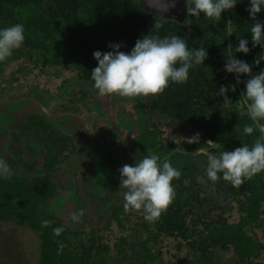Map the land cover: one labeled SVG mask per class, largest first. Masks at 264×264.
Listing matches in <instances>:
<instances>
[{
    "label": "trees",
    "instance_id": "trees-1",
    "mask_svg": "<svg viewBox=\"0 0 264 264\" xmlns=\"http://www.w3.org/2000/svg\"><path fill=\"white\" fill-rule=\"evenodd\" d=\"M249 6V0H241L232 10H225L221 20L188 14L179 23L150 14L139 0H0V27L25 25L24 45L0 62V104L8 103L1 93L13 95L22 89L20 94L33 97L37 107L24 117L23 130L40 146L37 163L41 166L31 176L14 172L10 179H0V220L31 229L40 241L39 264H118L120 260L127 264H216V248L234 264H264V172L233 187L223 179L209 180L203 171L207 162L200 165L192 157L184 164L173 158L194 155L201 145L208 155H219L241 144L251 146L258 138V130L251 135L243 132L244 126L252 124L242 97L243 81L248 77L242 75L237 83L235 74L224 70L225 49L238 46L240 38L249 40L251 51L237 54V58L253 65L252 75L264 69V61L253 64L264 49L251 43ZM156 18L162 24L161 37H184L190 48H208L209 58L190 70L185 84H170L155 96L114 95L111 100L116 121L110 117L102 137L111 130L106 141H127L136 160L149 153L172 157L169 162L182 172L173 181L175 200L156 222H146L139 210L138 220L129 226L124 217L131 212L122 205L112 207V222L125 233L111 246L105 235L110 224L96 229L91 221L89 229L80 231L45 211L57 192L52 174L76 150L74 137L81 139V130L89 139L93 136L76 117L60 118L68 132H57L55 119L46 116L41 107H47L45 100L67 97L69 106L62 111L78 112L93 126L81 108L74 109L79 103L93 114L98 110L108 113L102 103L104 96L97 93L91 79L90 72L97 66L93 53L110 51V43H120L121 51H130ZM229 20L233 22L231 35L225 26ZM257 20L264 21V12L257 14ZM153 34H157L155 30ZM221 85H235L236 91L227 93L231 103L219 96ZM163 120L185 124L200 134L199 142H166ZM98 134L93 138L99 141ZM86 148L92 149V145ZM96 220L100 225L101 218ZM136 225L146 235L132 240L126 231ZM58 228L63 229L59 234Z\"/></svg>",
    "mask_w": 264,
    "mask_h": 264
},
{
    "label": "clouds",
    "instance_id": "clouds-1",
    "mask_svg": "<svg viewBox=\"0 0 264 264\" xmlns=\"http://www.w3.org/2000/svg\"><path fill=\"white\" fill-rule=\"evenodd\" d=\"M187 14L199 18L221 20L225 10H232L241 0H185ZM178 0H157L153 5L159 16L166 17L177 7ZM246 9L253 21L250 29V39L253 47L264 49V21L257 20V14L264 12V0H249ZM233 22L227 21L229 35L233 34ZM162 24L158 18L147 34L137 39L130 51H121L122 44L110 43L107 52L97 50L93 53L97 66L91 70L93 86L99 95H118L120 97H147L163 93L170 84H185L188 82L190 70L204 65L209 58L208 48L192 47L187 39L179 35L158 33ZM153 30L157 34H153ZM238 46L229 45L224 52V70L235 74L237 83L240 77L246 75L243 81L245 87L242 93L247 115L252 121L246 125L243 132L247 135L258 130L259 136L252 144H241L231 151H222L219 155L207 157V167L203 170L211 181L223 179L231 186L238 187L246 180L264 172V69L252 75L253 65L237 58V54H249V40L240 38ZM25 42V25L16 23L0 27V62L13 55ZM264 53V52H262ZM264 61V54L258 55L253 64L259 66ZM235 92V85H221L219 96L225 103H231L227 93ZM200 134L196 133L187 140L188 143H198ZM120 185L127 189L123 193L126 210H143L144 220L156 222L168 210L176 198L173 185L182 175L179 168L169 160L161 159L158 154L149 153L134 165L125 164L119 169ZM14 175L11 165L0 156V179H10ZM82 215V213H81ZM77 219V216H73ZM59 234L63 229H56Z\"/></svg>",
    "mask_w": 264,
    "mask_h": 264
},
{
    "label": "rangeland",
    "instance_id": "rangeland-1",
    "mask_svg": "<svg viewBox=\"0 0 264 264\" xmlns=\"http://www.w3.org/2000/svg\"><path fill=\"white\" fill-rule=\"evenodd\" d=\"M22 92L21 89L17 93L14 92L13 95L11 93L6 95L1 93V96L4 97L2 99H7L3 101H17L0 104V156L8 161L15 173H26L31 176L32 172L41 171L40 163H37L38 148L40 146L37 145L38 148L36 147L32 135H26L23 130V121L26 114L31 113L37 106L33 97L20 94ZM103 96L102 103L108 109V113L98 110L96 114H93L88 112L85 107H81L79 103L74 105L75 110H78L77 107L81 108L79 111L89 116V120L93 124L91 127L99 133V141L97 138H93L94 136L90 137L91 141L83 130H81V139L74 137L76 150L69 153L53 172L52 179L56 184L57 192L44 206V209L47 212L57 214L73 229L80 231L89 229L91 221L94 224L96 219L101 218L100 225L98 224L97 228L99 226L104 227L106 223L110 224L109 227L105 228V235L109 244L113 246L118 236L125 233L124 231L121 232L112 222L110 215L113 206L125 205L123 193L127 189L120 185L119 169L125 164L134 165L136 159L130 147H128L130 145L127 141H106L105 138L113 134L111 130L108 129L110 132L102 137L104 129L108 128L111 118L116 121L115 117L117 116L115 106L111 104L114 96ZM19 98L21 100L18 101ZM67 99L63 96L59 99L43 100V103L47 105L51 112L63 113V107L69 106V100ZM79 115L84 117L82 114ZM161 125L165 131L166 142L186 145L190 144L187 140L195 135L185 124L166 123L163 120ZM54 128L57 132H68L67 124L60 121V119L55 120ZM89 145H92V149H88V151L86 147ZM124 146H126V149H123ZM208 156L207 149L201 145L194 155L178 154L173 155V158L188 164V159L194 157L200 165H203L205 162L208 163ZM171 158L161 157L162 160H170ZM80 173H83L84 180L81 186L78 183ZM129 211L131 215H127L124 219L131 226L138 220L141 213L139 210ZM73 216H77V219L74 220ZM126 234L132 240L141 239L146 235L141 225H136L134 230L126 231ZM165 241L170 243L169 240ZM39 242L38 237L26 225L16 226L12 221L0 220V264H39ZM167 248L165 247L164 251ZM109 255L114 257L113 253ZM215 258L216 264H234L233 259L219 248L215 249ZM128 261L132 262L133 260L129 258ZM116 262H119L118 264L128 263L127 261L121 262V260Z\"/></svg>",
    "mask_w": 264,
    "mask_h": 264
},
{
    "label": "water",
    "instance_id": "water-1",
    "mask_svg": "<svg viewBox=\"0 0 264 264\" xmlns=\"http://www.w3.org/2000/svg\"><path fill=\"white\" fill-rule=\"evenodd\" d=\"M143 8L148 11L150 14L158 15L159 13L155 10L153 5L157 3V0H139ZM187 7H189V4L186 5L185 0H178L177 7L172 11V13L166 17H161L163 20L166 21H173V22H179L183 23L186 21L188 14H187ZM21 100V99H20ZM17 100H12V101H7V102H15ZM42 110L44 114L50 118L57 119V118H62V117H76L78 118L84 127L87 129V131L94 136V132L92 128L89 126V124L86 122V120L79 114L77 113H72V112H67V113H52L49 111L47 108L42 106ZM81 176L82 173H80V177L78 179V183L81 186ZM98 223L95 220L94 221V227L97 229Z\"/></svg>",
    "mask_w": 264,
    "mask_h": 264
},
{
    "label": "flooded vegetation",
    "instance_id": "flooded-vegetation-1",
    "mask_svg": "<svg viewBox=\"0 0 264 264\" xmlns=\"http://www.w3.org/2000/svg\"><path fill=\"white\" fill-rule=\"evenodd\" d=\"M21 98H19L18 99V101L20 100ZM43 107H45V106H43ZM45 108H47V107H45ZM48 109V108H47ZM49 110V109H48ZM50 111V110H49ZM53 113V112H52ZM63 113H67V112H63ZM73 113V112H72ZM58 114V113H57ZM78 114V113H77ZM63 118V117H62ZM84 118V117H83ZM57 119H60V118H57ZM85 119V118H84ZM56 120V119H55ZM86 120V119H85ZM87 122V121H86ZM88 123V122H87ZM89 124V123H88ZM89 126H90V124H89ZM91 127V126H90ZM92 128V127H91ZM92 130H93V132H94V137H95V134H97L95 131H94V129L92 128ZM93 136V135H92ZM92 158V157H91ZM106 162V161H105ZM83 182H84V180H83V173H82V176H81V185L83 184ZM261 235H262V237L264 238V232H263V234H262V232H261Z\"/></svg>",
    "mask_w": 264,
    "mask_h": 264
}]
</instances>
